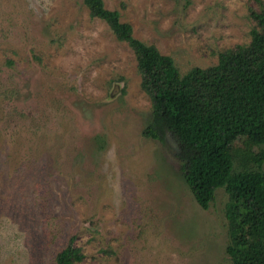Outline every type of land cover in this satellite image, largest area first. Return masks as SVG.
Masks as SVG:
<instances>
[{"label": "rangeland", "instance_id": "1", "mask_svg": "<svg viewBox=\"0 0 264 264\" xmlns=\"http://www.w3.org/2000/svg\"><path fill=\"white\" fill-rule=\"evenodd\" d=\"M103 1L182 74L247 44L264 6ZM140 82L132 49L83 0H0V264H57L71 237L73 264H234L227 193L203 209L173 134L143 135Z\"/></svg>", "mask_w": 264, "mask_h": 264}, {"label": "trees", "instance_id": "2", "mask_svg": "<svg viewBox=\"0 0 264 264\" xmlns=\"http://www.w3.org/2000/svg\"><path fill=\"white\" fill-rule=\"evenodd\" d=\"M83 3L134 53L152 109L143 135L163 142L167 132L173 134L183 178L198 205L207 209L217 189L228 195L226 252L234 264H264V6L249 10L257 27L247 44L220 51L216 64L182 74L171 56L136 38L117 10L103 0ZM235 156L241 170L234 168ZM81 257L71 237L55 259L73 264Z\"/></svg>", "mask_w": 264, "mask_h": 264}, {"label": "water", "instance_id": "3", "mask_svg": "<svg viewBox=\"0 0 264 264\" xmlns=\"http://www.w3.org/2000/svg\"><path fill=\"white\" fill-rule=\"evenodd\" d=\"M166 135L168 136L169 135V132H167Z\"/></svg>", "mask_w": 264, "mask_h": 264}, {"label": "flooded vegetation", "instance_id": "4", "mask_svg": "<svg viewBox=\"0 0 264 264\" xmlns=\"http://www.w3.org/2000/svg\"><path fill=\"white\" fill-rule=\"evenodd\" d=\"M166 137H167V135H166ZM169 138V137H168Z\"/></svg>", "mask_w": 264, "mask_h": 264}]
</instances>
